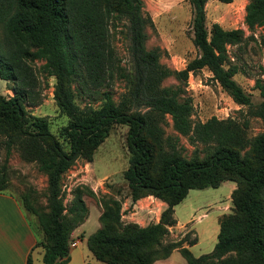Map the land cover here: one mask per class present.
Segmentation results:
<instances>
[{"label": "trees", "instance_id": "1", "mask_svg": "<svg viewBox=\"0 0 264 264\" xmlns=\"http://www.w3.org/2000/svg\"><path fill=\"white\" fill-rule=\"evenodd\" d=\"M187 1L196 54L173 69L160 62L158 46L145 44L152 20L142 11L141 0H0V77L10 80L11 91L0 94V142L6 153L15 147L45 175V203L29 205L42 232L35 245L44 264L67 259L71 232L88 214L84 186L77 185L68 203L63 201L62 174L78 157L91 160L115 123L126 125L128 164L121 174L131 202L150 194L165 206L155 222L140 225L121 219L119 198L101 194L98 225L84 238L95 259L103 264H152L177 249L184 264H264V128L248 136L245 118L210 115L193 122L191 97L184 93L188 73L206 68L235 103L246 105L264 124V82L255 78L262 99L252 105L249 93L233 78L237 68L228 62L226 51L228 44L244 39L243 30L215 21L206 27V0ZM120 21L117 31L125 40L128 68L119 65L111 43ZM243 22L247 29L262 28L258 42L264 50V0L246 1ZM37 72L54 78L52 98L67 118L59 129L67 148L49 130L47 117L27 108L41 100ZM168 76L175 82L163 84ZM116 79L124 88L117 97ZM75 91L89 94L97 105L80 107ZM166 116L173 134L165 133ZM179 135L194 145L189 154ZM223 180L235 184L229 210L218 218L211 250L195 256L187 248L195 235L189 237L186 231L167 238L176 222L173 206L189 188L214 187ZM3 183L0 174V189Z\"/></svg>", "mask_w": 264, "mask_h": 264}, {"label": "rangeland", "instance_id": "2", "mask_svg": "<svg viewBox=\"0 0 264 264\" xmlns=\"http://www.w3.org/2000/svg\"><path fill=\"white\" fill-rule=\"evenodd\" d=\"M247 0H206L204 3L205 24L218 22L226 28L239 27L243 30L244 39L239 44L226 46L228 62L237 68L233 78L249 93L252 105H256L262 97L254 86L255 78L264 82V50L258 42V37L263 30L260 26L247 29L243 22L244 4ZM142 11L147 13L152 26L146 28V46H158L160 49V62L169 68H182L185 62L196 54V48L192 45L189 20L191 16L190 5L187 0H141ZM117 23L116 32L112 36V46L115 56L119 59V65L128 68V55L125 49V40L117 30L122 26ZM40 60L34 61V67ZM41 86V100L36 105L28 106V110L37 115H45L48 119L49 130L57 135L63 147L67 148V142L59 134V129L66 123V115L60 113L52 98L53 76H41L38 73ZM175 79L168 76L163 84L174 83ZM10 80L0 77V94L9 95L7 88ZM75 85V83H73ZM122 80L116 79L113 83L115 96L123 91ZM184 93L191 97L192 110L190 118L193 122L204 121L210 115L216 118L232 117L237 120L247 119L246 132L252 136L264 128L260 117L248 113L247 106L235 103L231 97L210 77L206 68H200L189 72L184 85ZM75 102L80 106L85 104L97 105L92 101L89 94L75 91ZM126 125L115 123L111 126L107 136L97 145L92 153L91 160L76 158L62 174L61 190L63 201L68 203L72 197L73 189L77 185L85 187L83 199L88 209V218L80 227L71 232V239L78 241L74 248L82 249L87 253L88 264H103L95 259L85 245V236L93 231L97 225L95 213H99L100 203L98 198L103 193H109L120 199L121 219L132 221L129 213L132 210L131 200L128 197L126 183L122 178V170L127 167L128 151L124 142ZM165 133L173 134L171 122L166 116L164 124ZM1 139V136H0ZM179 143L185 154H189L194 147L184 135H179ZM200 147L202 144L196 142ZM0 174L3 175V188L1 191L11 193L17 199L25 212L31 226L37 236L42 237L35 214L29 205H43L45 203V175L40 172L33 161L24 160L15 147L8 152L0 142ZM232 180H223L217 186L203 188H189L185 196L173 206L178 221L169 226L167 238H176L183 232H188L189 237L196 236V241L188 244L190 252L197 256L211 250L218 230L219 216L227 212L230 207L229 183ZM91 191V194L88 193ZM28 203V204H27ZM28 205V206H27ZM87 217V216H86ZM152 216L144 219L152 222ZM78 225V226H79ZM185 244V243H183ZM39 247V245H35ZM75 250V251H76ZM185 260L177 249L171 250L168 260L161 264H184Z\"/></svg>", "mask_w": 264, "mask_h": 264}, {"label": "crops", "instance_id": "3", "mask_svg": "<svg viewBox=\"0 0 264 264\" xmlns=\"http://www.w3.org/2000/svg\"><path fill=\"white\" fill-rule=\"evenodd\" d=\"M234 185L232 181L229 183V188H233ZM131 204L129 218L140 225L148 223L144 219L152 216V211L155 212L152 222H155L160 210L165 206L164 201L150 194L137 198ZM97 215L98 212L95 213L96 218ZM173 215L176 218L175 209H173ZM87 218L88 215L85 220ZM177 221L176 219V224H178ZM79 227L80 225L75 227L72 234ZM36 240L37 236L31 223L15 196L0 190V264H26L27 255L30 258L29 264H44L41 260V250L35 246ZM78 244L77 241L75 245L69 247L68 257L61 264H88L87 253H84L82 249L74 250ZM170 254L171 252L165 258L154 260L152 264H161L168 260Z\"/></svg>", "mask_w": 264, "mask_h": 264}, {"label": "built area", "instance_id": "4", "mask_svg": "<svg viewBox=\"0 0 264 264\" xmlns=\"http://www.w3.org/2000/svg\"><path fill=\"white\" fill-rule=\"evenodd\" d=\"M70 244H71V246H73V245L76 244V241H75V240H72V241L70 242Z\"/></svg>", "mask_w": 264, "mask_h": 264}]
</instances>
